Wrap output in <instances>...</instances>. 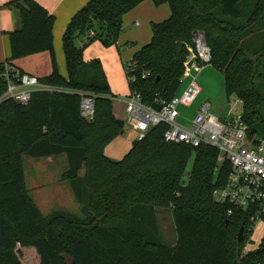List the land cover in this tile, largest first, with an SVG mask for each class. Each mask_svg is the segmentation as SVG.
<instances>
[{"label":"trees","instance_id":"trees-1","mask_svg":"<svg viewBox=\"0 0 264 264\" xmlns=\"http://www.w3.org/2000/svg\"><path fill=\"white\" fill-rule=\"evenodd\" d=\"M141 1L89 0L76 12L62 36L67 77L53 49L54 15L35 0L3 5L17 8L20 18V27L8 33L4 62L43 84L89 93L95 114L84 119L79 96L69 92L37 90L26 103H0V264H264V233L256 248L243 251L250 213L234 209L228 215V207L212 199L230 170L228 161L218 165L216 148L164 142L161 124L134 139L122 159L104 154L124 121L113 115L115 95L100 60L84 61L82 53L96 40L115 44L122 16ZM152 1L167 3L170 15L151 24L150 41L126 66L130 91L159 109L178 89L193 33L201 31L210 50L207 64L222 74L225 97L240 101L248 136L264 140V0ZM62 153L68 163L62 180L79 213L43 215L29 196L23 156ZM159 209L170 212L172 244L157 231L154 236Z\"/></svg>","mask_w":264,"mask_h":264},{"label":"built area","instance_id":"built-area-1","mask_svg":"<svg viewBox=\"0 0 264 264\" xmlns=\"http://www.w3.org/2000/svg\"><path fill=\"white\" fill-rule=\"evenodd\" d=\"M192 46L184 63L183 77L192 71H199L210 61V50L205 35L196 31L192 36ZM2 74L5 90L0 95V103L14 100L26 103L31 93L37 90L50 92H69L79 96V112L87 121L95 114L92 95L85 91H72L41 83L35 76L20 71L4 62ZM134 64L130 65L133 68ZM130 70V69H129ZM128 69H126V75ZM200 88L192 80L180 94H174L163 102L159 109L146 105L140 94L135 91L124 97V126L135 131L136 139L141 140L153 126L165 125L162 140L164 142H183L193 148L207 145L217 149L218 165L228 161L230 170L222 185L211 191L214 202L226 205L227 214L234 209L250 213L251 234L256 223H264V140H254L248 136V126L243 122L241 112L228 118H220L210 110V102L204 101L196 110L188 125L181 124L177 118L179 106L190 105L198 96ZM248 241H252L250 236Z\"/></svg>","mask_w":264,"mask_h":264},{"label":"crops","instance_id":"crops-1","mask_svg":"<svg viewBox=\"0 0 264 264\" xmlns=\"http://www.w3.org/2000/svg\"><path fill=\"white\" fill-rule=\"evenodd\" d=\"M35 1L55 17L52 30L53 49L59 71L64 77H67L65 57L62 48V36L70 19L89 0ZM5 3H7V0H0V63L4 62L10 55L8 33L20 27L18 9L3 6ZM169 15L170 9L167 3L155 5L152 0H143L122 16L121 32L115 44L105 46L96 40L83 50L82 56L84 61L93 59L100 60L110 91L115 95L112 100V112L119 120H124L125 105L123 100L130 93L126 66L130 64L135 53L150 41L151 24L163 21ZM214 69L211 65L203 66L199 71H192L190 75L182 78L175 94H180L192 80L200 88V92L190 105L179 106L177 120L180 123H190L198 106L204 101L210 102L211 112L213 111L212 113L222 118L231 117L232 113H229V110L233 109L236 105L238 106L240 104L241 106L240 101L235 97L228 99L225 97L224 79L222 87H220L218 79L216 82V78L218 77ZM225 102L227 107L224 105ZM134 133L135 131L124 128L121 134L113 138L104 147V154L113 160L122 159L131 149L133 140L136 139V133ZM46 160L49 163H53L55 159L53 156H49ZM37 185V189L40 192L38 198L40 199L45 194L41 193L43 192L45 184L43 181H38ZM51 193L55 200V196L58 195V190L55 189ZM260 240L254 245L253 249L258 246ZM248 250L251 249H247L246 251Z\"/></svg>","mask_w":264,"mask_h":264},{"label":"rangeland","instance_id":"rangeland-1","mask_svg":"<svg viewBox=\"0 0 264 264\" xmlns=\"http://www.w3.org/2000/svg\"><path fill=\"white\" fill-rule=\"evenodd\" d=\"M207 65L210 64H206L205 66ZM214 72L218 77L216 78V82L218 79V83L220 84V87H222L223 78L221 73L216 69H214ZM224 105L225 107H227L226 102ZM240 110H241V106L239 104L238 106L236 105L233 109H230L229 113L235 115L239 113ZM181 124L188 125L189 122L187 123L181 122ZM124 128L129 129L128 127H124ZM53 157L55 159L54 162L49 163L46 160L47 157L35 158L26 155L23 156L24 175H25V181L29 196L37 205V207L39 208V210L43 215H48L49 213L55 210H63L71 213H79V204L77 203L68 182L66 180H62V174L68 169L66 154L62 153ZM193 159L194 158L192 155L188 160L185 173L182 177V184H186L187 182L188 174L193 164ZM80 173L82 174L83 170H81ZM38 181H43L45 184L43 188V192H41L45 194L41 196L40 199L38 198L40 193L39 190L37 189ZM55 189L58 190L57 193L58 195L55 196L56 199L54 200L51 192L54 191ZM157 217L159 218V221L157 220L155 222L154 236L156 235V231H157V233L158 232L161 233V237L163 241H165L168 244L174 243L175 233L172 228V220H171L170 212L168 210L159 209L157 211ZM263 232H264V223L261 222L256 223V227L254 231L250 234V239L252 241L246 242L243 251H246L247 249H253L254 245H256L258 243V240H260V238L262 237Z\"/></svg>","mask_w":264,"mask_h":264},{"label":"water","instance_id":"water-1","mask_svg":"<svg viewBox=\"0 0 264 264\" xmlns=\"http://www.w3.org/2000/svg\"><path fill=\"white\" fill-rule=\"evenodd\" d=\"M238 241H243V227L241 226L239 231H238V236H237Z\"/></svg>","mask_w":264,"mask_h":264}]
</instances>
